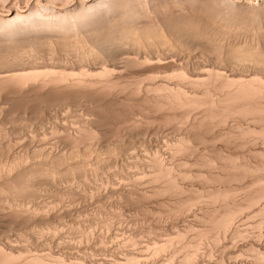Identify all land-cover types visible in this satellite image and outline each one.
<instances>
[{
  "label": "bare ground",
  "instance_id": "bare-ground-1",
  "mask_svg": "<svg viewBox=\"0 0 264 264\" xmlns=\"http://www.w3.org/2000/svg\"><path fill=\"white\" fill-rule=\"evenodd\" d=\"M70 1L75 2L73 7L68 6L69 0H29L26 4L28 7L24 5L25 1L23 2L22 0H0V3L2 2L0 5V102L3 98V102L0 104H6L0 105V157L6 158L5 160H0V197L7 191V189H5L7 185L8 190L10 189L13 193H24L25 188L31 185L30 182L33 183L32 181L34 179L43 177L44 180L46 178V180L52 179L54 181L57 174L62 169H65L64 171H85L86 169H94V167H109V170L111 169L114 173L112 176L115 178H113L116 180L119 177L118 174L123 170L125 171V169L134 168L138 171V168H142L141 170L143 171L144 167H146L147 170L149 168L151 170L150 180L161 183L154 192L159 194L164 192L165 194V192L167 193L169 191V193L173 192V194L175 193L174 195L177 196L175 197L176 200L174 199L175 202L170 205L166 204L168 206V211L180 216V213H185L187 210L191 209L194 204L200 201H208L207 204L210 203L200 218L203 222V226L197 229V231L195 230L196 234L193 239H188L185 233L181 231L178 232L175 229L177 232H175V240L178 245L174 244L176 242H174L175 237L170 239L173 233L169 237L170 241H165L168 243L170 242V244L173 242L175 247H179H171L174 249L171 259L177 255L175 254L176 251L179 252L178 250L181 249L183 255H181L182 257L178 264H192L196 260L195 258L198 250L200 252L199 248L202 240L210 239L214 243L220 242L222 234L224 236V232L230 230L229 227L232 226V222H234V219H236L240 213L244 212V210L246 211V209L250 210V208L262 201L264 202V149L255 148V150H247V152H234L232 150L233 152H231V149L227 148V150L230 151H227V153L225 152L226 147L223 144L225 143V145L230 147L229 144L232 143L234 146L235 143V147L238 146V149L239 146L243 148L245 145L249 143L253 144V142L256 141L258 142L261 140L262 143L264 142V45H259L260 43L261 45L264 44V3H259L258 5L257 2V4H253L252 0H244L247 1L244 3L241 1L242 5L240 2V5L238 3L237 5L231 0ZM14 2L16 5H14ZM242 13L245 14L242 15ZM245 21L248 22V25L251 24L255 26V30H252V36H254L255 39H253V42L251 39L249 43H247L246 40L245 44H243L244 39H242L243 41L241 44L240 42L238 43L239 40H236L239 37L237 32L239 29L244 30L243 28H247ZM247 30L248 29H246V31ZM243 38H245V36ZM200 43H202V45ZM192 44H200L196 46V50L198 49L197 51L199 52L201 48L203 50V48L206 47L203 52L206 51L207 53L208 51L214 54L215 58L217 59L218 57L222 62H224L223 59H225V61L227 59V61L242 62L241 64H244V60L247 59L255 61L260 65L262 71L253 74L243 73L242 75L237 73V75L233 71H227L226 67L224 70L213 68L214 66L202 69L200 68L201 64H203L201 58L204 56L202 51L203 54L200 52L203 55L202 57L200 55L201 58L198 59L199 56L197 57L199 52L195 55L197 57L195 59L201 62L200 65L198 61L195 60L194 62L198 64H194L191 58H189L191 57L190 51H194L195 49V45H193L194 49L189 50L190 47L192 48ZM188 50L190 55L188 53V55L186 54L185 56L184 53ZM130 53L134 55L132 56ZM220 53H224L225 55L223 54V56L225 57L223 58ZM182 55L185 56V60H183V63L180 62L177 64L179 58H184ZM187 57L190 59V62L186 59ZM153 61L158 65L156 67H159V64L164 65L166 63L167 66L169 65L167 68L168 71H170L169 67H171V71L167 72L166 70L167 73L164 75V79L150 83L145 86L146 88L142 84L143 88L146 90L144 92L141 86L144 79L142 80L141 77V79L138 80L140 78L138 77L136 80L137 76L135 75L136 78H133V76L129 80L128 78L130 77L126 76L125 72L133 66L135 68L136 66L144 67L145 63H147V65L150 63L149 65L151 66L152 63L155 64ZM202 61L204 62V59ZM205 64L206 63L201 67L204 68L205 66L206 68L207 64ZM234 67L236 66L234 65ZM162 71L164 72V70ZM150 73L152 75H148V79L151 78L150 80H154V78H157L153 72ZM34 98L40 101L39 103H35L39 105L42 104V106L40 105L41 107H37L38 105L35 107L32 106L31 108L30 106L28 107L27 104H30L29 101ZM14 104H26L27 106L23 105V107H21V105H19L20 107H17ZM83 104L85 105L83 108L84 110L81 111L83 107L81 105ZM104 104H115L110 107V109L114 110V113L112 112V122H114L113 128L107 125L111 121L107 122V118L105 117L106 114H103V109L106 107ZM144 111H157L162 114L161 117L163 119H161L166 122L165 125H167L168 122L176 123L177 125L178 123H181L180 125L186 123L183 126L184 128L186 126V133L182 131L185 134L181 135V137L179 136V139L177 138L178 140L173 142L172 145H170L171 147L169 146L170 150H166L169 152L167 154H170L174 160L175 157L184 155V157H186V154L190 153L191 156L194 155V159L197 157L192 161L190 166L196 164L200 167H206L209 169V172L204 173L198 171L194 174V172H182L178 169L179 173H176L174 164L172 165V162L169 164L170 162L166 161L168 158L165 159L162 155H158V153L154 154L152 157L150 156V159L146 160L143 158L146 160L145 162L144 160H140L141 157L139 159H134L133 155L136 153L135 150L137 148H139V151H142L140 148L143 149L144 146L145 150L147 149L146 145H144L147 143L144 142L146 138H144L145 127L143 126ZM28 112L30 113L28 114ZM193 112H195V116H193ZM150 115L152 116V114ZM190 115L193 116V118L190 119L191 121H189V117L191 118ZM233 118L239 121L236 120L237 122L235 123ZM246 119L251 120L253 124L251 121L249 122V120L245 122L247 124H244L242 120L246 121ZM228 120L234 121L232 122L233 124H229V126L227 125L228 123L225 124ZM112 122L110 124H113ZM248 123L250 124L248 125ZM176 124L174 125L177 126ZM223 124L227 125L228 128L225 129L224 127H220L224 128L223 131L218 128L220 131L216 130V132L218 131L217 133L215 132L213 136L210 135V131L213 134V131L217 129L216 127L222 126ZM230 125L233 126L231 127ZM107 127H111L112 129H108ZM207 133L209 134L207 136H211L210 141H218L221 142L222 145H219V143V147L215 146L218 142L215 143V145L212 144L214 147L209 149L210 151H203L205 153L199 151L200 153L198 152V155L196 153L198 151L196 147H199V142L202 144L205 141L207 142ZM156 135L158 136V134ZM162 139L165 138L162 137ZM196 143L198 146H196ZM222 146L225 147V150L221 148ZM146 151L145 154H148ZM141 154L144 153L142 152ZM196 154L197 156L195 157ZM122 155H124L125 158L121 157L122 159L120 160V156ZM29 156L40 158L39 160L42 161H39L37 164L38 159L36 158L37 162H35V164L30 163L31 161L28 162V160H31ZM91 156H96V158H92L96 159L94 162L93 160L91 161ZM143 156L144 155H142V157ZM178 160L180 163L183 161L182 159ZM184 161L186 162L188 160ZM176 162L178 161L176 160ZM185 162H183V164L181 163V166H183ZM189 163L187 165H189ZM58 167H61V169H57ZM188 170H190V167ZM76 174L78 175L77 172ZM192 176H194V178L199 177L198 179L210 185L203 188L201 187L203 190H199L198 187L196 189L193 188V193L188 194L190 193L188 190L192 188L184 186L179 180ZM122 177L120 176V178ZM55 181L54 183L49 181V184L52 183L54 185ZM58 181H60V179ZM75 182V185H77V181ZM2 184L6 185L2 187ZM131 184H133V182ZM149 185H151V183ZM58 187L59 186H55L53 190L55 192L58 191ZM30 189L28 191L32 190ZM60 189L62 190V188ZM239 189L240 191L243 189L244 192L241 191L240 194L243 197L241 196L240 199H236L235 193H237ZM112 191L110 192L112 193ZM150 194L152 195V193ZM63 195V192L59 193V196L62 198L64 197ZM9 196L11 195L9 194ZM88 196L90 197V195ZM141 196L144 197V194ZM7 197L5 196V198ZM238 197L240 196H237V198ZM4 200L9 203L8 199ZM14 200L16 201V199ZM27 204L28 203L25 204V201L24 203L17 202V204L11 202L9 203L8 210L4 212V215L8 218L9 222H22V220H25L23 222L24 224L33 225L30 229H33L37 235H42L46 231L45 228L40 226V228L36 227L35 224L38 221L50 220L53 217L56 219L57 216H52L48 208L44 206L38 207L32 206L34 204ZM101 206L103 207L102 204ZM132 206L134 207V205ZM203 207L205 208V206ZM58 210L60 209L58 208ZM259 211L262 214V219L259 217L260 221L257 226H261L264 222V205L259 208ZM260 212H258L259 216H261ZM51 225L53 224L51 223ZM28 226L29 225H27V227ZM78 227L76 230H78ZM110 229L113 230V228ZM242 231L243 230H234V237H243L244 232ZM4 232L6 233V231ZM118 233L117 231V234ZM17 234L20 236L22 231L17 232ZM3 239L4 241L0 239V264H64L63 262L66 261V255L63 253L56 254L50 249V251L32 252L30 251L31 249H28L26 246H20L14 243L10 236L6 235ZM40 239H42V237ZM154 246L156 247L153 253L157 255L165 249L167 243L160 245L154 244ZM92 247L93 246H91V249ZM88 248H90V246ZM253 249L254 247H252V250ZM71 251L74 252L73 250ZM254 251L256 252V250ZM121 255H118L119 258L116 257V259L100 258L97 264H140L142 258H146L134 252L125 253V256ZM253 255L260 262L264 261V251H258L257 249L256 255ZM148 258H146V260ZM234 259H236V257ZM87 261L84 259L83 261H78V263L75 262L73 264H86Z\"/></svg>",
  "mask_w": 264,
  "mask_h": 264
},
{
  "label": "rangeland",
  "instance_id": "rangeland-1",
  "mask_svg": "<svg viewBox=\"0 0 264 264\" xmlns=\"http://www.w3.org/2000/svg\"><path fill=\"white\" fill-rule=\"evenodd\" d=\"M24 2V5L27 4V1L29 0H22ZM89 1H92V0H89ZM232 2H235L236 4L240 2V4L242 5V2H247V1H244V0H231ZM242 1V2H241ZM253 1V4L258 2V5L259 3H264V0H252ZM263 1V2H262ZM234 3V4H235ZM2 4V2L0 3V5ZM237 4V5H238ZM239 4V5H240ZM255 4V5H256ZM14 5H16V3L14 2ZM75 5V2L74 1H70L69 0V4L68 6L69 7H73ZM26 7H28L26 5ZM245 14V13H244ZM242 13V15H244ZM245 25L247 28H243L244 30H241L239 29V31L237 32V34H239V37L236 39V40H239L238 43L240 42L242 44V39H244V42L243 44L246 43V40H247V43H249V41L251 40L253 42V39H255L253 35V31L255 30V26L254 25H251L249 24L248 25V22L245 21ZM252 27H251V26ZM254 26V28H253ZM250 27V28H249ZM246 29H248L246 31ZM253 30V31H252ZM242 31V32H241ZM245 31V33H244ZM252 31V32H251ZM240 32V33H239ZM251 32V34H250ZM242 33V34H241ZM241 34V35H240ZM245 38H243L244 36ZM238 36V35H236ZM248 36V37H247ZM241 37V38H240ZM250 37V39H249ZM240 38V39H239ZM232 39V38H231ZM250 41V42H251ZM227 42V41H226ZM202 45V43H200ZM199 44V45H200ZM227 44V43H226ZM193 45L194 48H193ZM199 45H196V44H192V48L190 47V49H194L191 50V60L193 61V63L195 64L196 62L195 61H198L199 65L201 64V62L203 64H201V66L204 65V63L207 64V67L204 68L200 66V68L202 69H207L209 66V68H211L212 66H214L213 68H217V69H221V70H224L225 67H226V70L231 72L233 71L234 73H238L239 75H242L243 73L247 74H253V73H256V72H260L262 71L261 68H260V65L258 63H256L255 61H252V60H244V64H241L242 62H232V61H225L222 62L221 59L219 60L218 57L217 59L215 58V55L208 52L206 53L203 52L205 50V48H201V51L204 53V56L196 50V46H199ZM260 46H263L264 44L261 45V43L259 44ZM201 47V46H200ZM204 47V46H203ZM198 48V47H197ZM189 50L184 53L185 56L186 54L190 55V52ZM200 50V49H199ZM193 51V52H192ZM195 51H197L195 54H193ZM199 52V54H197ZM211 55H209V54ZM132 54V56L134 55L133 53H130V55ZM193 54V55H192ZM197 54V57L198 59L201 58L203 56V58H201L202 60L204 59V62L201 60V62L198 60V59H195L197 58L195 55ZM222 54V53H220ZM224 54V53H223ZM222 54V57L224 58L225 56H223ZM201 55V57H200ZM225 55V54H224ZM47 56V55H46ZM45 56V57H46ZM184 56V55H182ZM185 56L183 59L179 58V60H177V64L182 62L183 63V60H185ZM193 56V57H192ZM212 58V59H211ZM189 62H190V59H188V57L186 58ZM181 60V61H180ZM186 60V61H187ZM179 61V62H178ZM75 62V61H74ZM155 63V61H153ZM221 62V63H220ZM232 62V63H231ZM196 63V64H198ZM210 63V64H209ZM215 63V64H214ZM225 63V64H224ZM150 63H145L144 64V67H137L136 68L133 66L131 69H129L128 71L126 70L125 74L126 76H129L130 78H128L129 80L131 79V77L133 78H136V80L138 79V77H140L138 80L141 79L142 77V80L144 79V81H142L143 83H141V86L143 88V85L144 87L146 85H149L150 83H153V82H158L162 79H164V75H166L167 72H170L171 71V67H169L170 71H168V66L167 64L163 65V64H159V67H156L158 66L156 63L155 64H151V66L149 65ZM192 64V62H191ZM205 64V65H206ZM163 67L166 66V67ZM216 65V66H215ZM218 65V67H217ZM234 65L236 67H234ZM224 68H223V67ZM231 66V67H230ZM246 66V67H245ZM220 67V68H219ZM142 68V69H141ZM150 68V69H149ZM240 68V69H239ZM158 71H157V70ZM164 70V72L162 70ZM230 69V70H229ZM233 69V70H232ZM264 69V67H263ZM144 70V71H143ZM161 70V71H160ZM167 70V72H166ZM238 70V71H237ZM246 70V71H245ZM134 71V72H132ZM160 71V72H159ZM248 71V72H247ZM148 72V74H147ZM150 72H153V74H155L157 76V78H154V80H150L148 79V75H152ZM129 75H128V74ZM141 75H139V74ZM241 73V74H240ZM124 74V76H125ZM133 74V75H132ZM143 74H144V77H143ZM147 74V75H146ZM237 74V75H238ZM248 74V75H249ZM136 75V76H135ZM160 76V77H159ZM123 77V76H122ZM124 78V77H123ZM127 78V77H126ZM132 78V80H133ZM160 78V79H159ZM147 79V80H146ZM150 82H149V81ZM152 81V82H151ZM145 83V84H144ZM143 84V85H142ZM146 88V87H145ZM144 89V92L146 91ZM1 98V97H0ZM34 100V102H33ZM31 100L33 103H39L40 101L38 99H33ZM29 101L30 104H27L28 107L30 106V108L33 106H37V107H41L42 104H34L32 105L33 103ZM1 102H3V98L1 100ZM0 102V103H1ZM0 105H6L4 103L0 104ZM16 105L17 107H20L19 105H21V107H23V105L25 106L26 104H14ZM26 105V106H27ZM80 105V104H79ZM110 105V106H109ZM115 104H104V109H103V114L105 113L106 114V118H107V122L108 121H111L112 122V118H113V114L112 112L114 110L110 109L111 106H114ZM83 106L82 107V110L83 111L84 109V104L81 105ZM80 107V106H79ZM107 109V111H106ZM31 112V110H30ZM28 112V114L30 113ZM109 112V113H108ZM157 111H144V116H143V119H144V124L143 127L144 128V142L146 144V147H147V151L145 150V146L142 148H140V150L142 151H139V148H137L135 150V152L138 154H134L133 157L134 159H139L140 157V160H144V162L147 160V159H150L149 157L153 156L154 154L158 153V155H162L163 158L167 159L166 160L167 162H170L169 164H171L172 162V165L174 164V167H175V172L176 173H179V171H188V172H194V174H196L198 171H202L204 173H208L209 172V169H207L206 167H200L198 165H195L194 166H190L192 164V161H194L197 157V154L198 152H202V153H205L203 151H210L209 149H212L215 145V143L217 142H212L210 141L211 140V136H213L216 132V130H218V128L220 127H224L225 129L228 128L229 124H233L232 122L234 121H231V120H228L225 124L227 125H220V126H217L212 134V132L210 131V137L207 136L209 135L208 133L206 134V136L208 137V140L207 142H203L200 143L199 142V147H196V150L198 149V151L196 152L197 154L195 155V159H194V155L195 153H193L191 156V154H186V157L184 156H178V157H175L174 160L176 159L178 162H176V160L174 161L172 159V157L170 156V154H167L169 153L168 151L170 150L169 146L172 145L173 142H176L178 139H179V136L181 137V135H184L186 133V126L185 128L183 127L186 123H183L184 125H180L178 123V125L176 123H167L165 121H163L160 113H156ZM161 112V111H160ZM114 113V112H113ZM128 113V112H127ZM155 113V114H154ZM195 112H193L192 114H194ZM152 114V116L150 115ZM108 115V116H107ZM146 116V117H145ZM154 116V117H153ZM157 116V117H156ZM191 118L189 117V121H191L190 119L193 118V116H195V114L192 116L190 115ZM110 118V119H108ZM162 118V119H161ZM1 119V118H0ZM152 120V121H151ZM160 120V121H159ZM233 120H235V123L239 120H237L236 118H233ZM237 120V121H236ZM247 120L249 119H246L245 120H242V122H244V124H247L245 122H248ZM231 121V122H230ZM251 120H249L250 122ZM110 122V123H111ZM107 124L108 126H112V128L114 127V122H112L113 124ZM146 123V124H145ZM149 123V124H148ZM153 123V124H152ZM234 123V124H235ZM252 123V121H251ZM157 124V126H156ZM170 124V125H168ZM174 124H176L177 126H175ZM250 123H248L249 125ZM253 124V123H252ZM148 125V126H147ZM154 127H153V126ZM161 125V126H160ZM174 125V126H173ZM165 126V127H164ZM168 126V127H167ZM172 126V127H171ZM226 126V127H225ZM231 126V125H230ZM233 126V125H232ZM231 126V127H232ZM158 127V128H157ZM174 127V128H173ZM180 127V128H178ZM108 129H112L111 127H107ZM149 128V129H148ZM155 128V129H154ZM224 128H220V130ZM160 129V130H159ZM182 129V130H181ZM151 132H150V131ZM155 130V131H153ZM166 130V131H165ZM218 130V131H220ZM30 131V130H28ZM149 131V132H147ZM184 131V132H182ZM217 131V132H218ZM178 132V133H177ZM216 132V133H217ZM146 133V134H145ZM162 133V134H161ZM152 134V136H151ZM158 134V136L156 135ZM168 134V135H167ZM161 137H160V136ZM167 135V136H165ZM175 135H176V138H175ZM148 136V137H147ZM150 136V137H149ZM152 137V138H151ZM156 137V138H155ZM165 138V139H162ZM206 137V138H207ZM178 138V139H177ZM210 138V139H209ZM150 139V140H148ZM172 139V140H170ZM156 142H155V141ZM164 140V141H163ZM174 140V141H173ZM149 141V142H148ZM220 141V140H219ZM164 142V143H163ZM261 142V143H260ZM170 143V144H169ZM220 143V144H219ZM255 143V144H254ZM264 143V142H263ZM262 143V141H256V142H253L252 143H249L247 145H245V147L241 148V146H239V148L237 149L238 146L235 147V143H234V146L232 144H229L230 147L228 145H225L224 146L226 147V150H225V147L222 146L221 148H224L223 150H225V152L229 151L227 150L228 149H231L230 151L231 152H242V151H250V150H255L256 149H264V144ZM156 144V145H154ZM165 144V145H164ZM197 144V143H196ZM210 144V145H209ZM213 144V145H212ZM222 145L221 142H218L215 146L219 147V145ZM158 145V146H157ZM162 145V146H161ZM207 145V146H205ZM212 145V146H211ZM237 145V144H236ZM259 145V146H258ZM261 145V146H260ZM161 146V147H159ZM198 146V144L196 145ZM228 146V147H227ZM153 147V148H152ZM157 147V148H156ZM171 147V146H170ZM202 147V149H201ZM260 147V148H259ZM168 148V149H167ZM207 148V149H206ZM235 148V149H234ZM248 148V149H247ZM252 148V149H251ZM158 149V150H156ZM205 149V150H204ZM241 151H240V150ZM145 150L146 153L148 154H145ZM163 150V151H162ZM168 150V151H166ZM233 150V151H232ZM139 151V152H138ZM153 151V152H152ZM157 151V152H155ZM160 151V152H159ZM229 151V152H230ZM144 153V154H141V153ZM155 152V153H154ZM195 152V151H194ZM199 152V153H200ZM166 153V154H165ZM228 153V152H227ZM141 155V156H139ZM142 155H146L145 157ZM190 155V156H188ZM199 155V154H198ZM124 155L120 156V160L122 158H125V156L123 157ZM136 156V157H135ZM165 156V157H164ZM122 157V158H121ZM138 157V158H137ZM170 157V158H169ZM180 157V158H179ZM183 157V158H181ZM29 158L31 160H28V162L30 163H33L35 164V162H37V159L32 157V156H29ZM33 158V159H32ZM92 158H96V156H91V161L93 160V162L96 160V159H92ZM145 158V159H143ZM5 160L6 158L4 157H0V160ZM40 159V158H39ZM38 159V162L37 164L39 163V161H42V160H39ZM90 159V158H89ZM178 159H182L181 163L183 164V162H185L184 160H188L184 163L183 166H181L182 164L180 163V161ZM34 160V162H33ZM172 160V161H171ZM191 161V162H190ZM189 165H187L188 163ZM2 163V162H1ZM176 163V165H175ZM180 165H179V164ZM24 166V165H23ZM180 166V167H178ZM198 166V167H197ZM190 167V170H188ZM192 167V168H191ZM200 167V168H199ZM106 168V169H105ZM57 169H61V167H58ZM56 169V170H57ZM140 169V171H139ZM142 168H138V171L134 168H131V169H125L124 173L123 171L120 172L118 174V179H114L115 177L112 176L114 175L113 171L110 169L109 170V167H94L91 168L89 171L86 169L85 171L84 170H75V171H69V170H66L64 171L65 169H62L60 170V172L57 174V177H56V181H55V184L53 185L51 182L54 183V181L52 179H47L44 178H36L34 179L29 185L28 187L25 188V191L24 193H13L10 189L8 190V185L5 189H7V191L5 192V194H3V196H1L0 198V239H2L4 241L3 238L7 236H10L12 238V240L14 241V243L18 244V245H22V246H26L28 249H31L30 251L32 252H41V251H50L52 250L54 253H59V254H65V262H63L64 264H73V263H78V261H83L85 259L86 264H97L98 261H100V258H106V259H116L119 258L118 255H122L123 256L125 253H130V252H134L136 254H138L139 256L143 257L145 256L146 258H148L146 260V258H142L141 260V263L140 264H178L179 263V260L181 259V255L183 251L178 250L179 252L176 251L175 254V257L173 259H171V256L173 254V251L174 249L173 248H179V247H175L174 244H177V241L175 240L176 239V230L179 232H183L185 233V235L187 236L188 239H193L195 234H196V231L197 229H200L202 228L203 226V222L202 220L200 219L201 216L203 215V213L205 212L206 208L208 207V205L210 204H207L208 201L204 202V201H200L196 204H194L191 209L187 210L185 213H180V216L177 214L175 215V213H172L170 211H168V205L172 204L175 199V197H177L176 195L173 194V192L169 193V191L165 194L164 192H162L161 194L157 193V192H154L159 184L161 185L160 182H154V181H151L150 180V173H151V170L146 167H144V170L142 171L141 170ZM179 169V171H178ZM181 169V170H180ZM194 169V170H193ZM199 169V170H198ZM134 170V171H133ZM150 170V171H149ZM59 171V170H57ZM84 171V172H83ZM88 171V172H87ZM101 171V172H100ZM142 171V172H141ZM145 171V172H144ZM65 172V173H63ZM76 172L78 173V175L76 174ZM83 172V173H81ZM86 172V173H85ZM95 172V173H94ZM129 172V173H128ZM140 172V173H139ZM92 173V174H91ZM61 177H60V175ZM66 174V175H65ZM94 174V175H93ZM127 176H125V175ZM141 174V175H140ZM59 175V176H58ZM77 175V176H76ZM82 175V177H81ZM105 175V176H104ZM134 175V176H133ZM65 176V177H64ZM70 178H69V177ZM75 176V177H74ZM94 176V177H93ZM120 176L122 178H120ZM59 177V178H58ZM65 179H64V178ZM85 177V178H84ZM114 177V178H113ZM134 177V178H132ZM193 177V178H192ZM192 177H188V178H184V179H180L179 181L186 187H189V188H192L190 190H188L190 193L188 194H192L193 193V190L196 189L198 187L199 190H203L202 188L203 187H206L207 185L209 186L210 184H207L205 183L203 180L201 179H198V178H194V176ZM197 177V176H195ZM68 178V179H67ZM98 178V179H97ZM145 178V179H144ZM60 179V181H58ZM67 179V180H66ZM77 179V180H76ZM89 179V180H87ZM120 179V181H119ZM122 179V180H121ZM148 179V180H147ZM198 179V180H197ZM37 180V182H36ZM86 180V181H85ZM136 180V181H135ZM141 180V181H139ZM263 180H264V177H263ZM49 181H51L49 184ZM62 181V182H61ZM77 181V185L76 182ZM108 181V182H107ZM138 181V182H137ZM143 181V182H142ZM147 181V182H146ZM184 181V182H183ZM194 181V182H193ZM40 182V183H39ZM42 182V184H41ZM68 182V184H67ZM81 182V183H80ZM88 182V183H87ZM130 182V183H129ZM133 182V184H131ZM196 182V183H195ZM102 183V184H100ZM151 183V185H149ZM186 183V184H185ZM205 183V184H204ZM247 183V182H246ZM4 184V183H3ZM2 184V187L5 186ZM36 184V185H35ZM38 184V185H37ZM42 186H41V185ZM46 184V185H45ZM137 184V185H136ZM145 184V185H144ZM154 184V185H153ZM199 184V185H198ZM63 185V186H62ZM73 185V186H72ZM93 185V186H92ZM126 185V186H125ZM129 185V186H128ZM141 185V186H140ZM193 185V187H192ZM45 188H44V187ZM55 186H59L58 187V191H54L53 189L55 188ZM61 186V187H60ZM68 186V187H67ZM75 186V187H74ZM83 186V188H82ZM90 186V187H89ZM96 186V187H95ZM106 186V187H105ZM111 186V187H110ZM122 186V187H121ZM39 187V188H38ZM71 187V188H70ZM77 187V188H76ZM126 187V188H125ZM154 187V188H153ZM202 187V188H201ZM27 188H31L30 190L31 191H28L29 189ZM36 188V190H35ZM62 188V190L60 189ZM64 188V189H63ZM90 188V189H89ZM145 188V189H144ZM187 188V189H189ZM194 188V189H193ZM79 189V190H78ZM101 189V190H100ZM103 189V190H102ZM124 189V190H123ZM128 189V190H127ZM135 189V190H134ZM4 190V189H3ZM34 190V191H33ZM113 190V191H112ZM116 190V191H115ZM28 191V192H27ZM39 191V193H38ZM74 191V192H73ZM97 191V193H96ZM112 191V193L110 192ZM116 193H115V192ZM119 191V192H118ZM123 191V192H122ZM134 191V192H133ZM239 191V192H238ZM237 191V193H235V198L236 199H240L242 195L241 194V191H243V189L240 191V189ZM43 192V193H41ZM55 192V193H54ZM63 192V198L61 196H59V193H62ZM87 192V193H86ZM97 194H95V193ZM137 192V193H136ZM142 192V193H141ZM236 192V191H235ZM244 192V191H243ZM12 193V194H11ZM32 193H35V194H32ZM41 193V194H40ZM58 193V194H56ZM89 193V194H88ZM100 193V194H99ZM103 193V194H102ZM115 193V194H114ZM152 193V195L150 194ZM7 194H8V197H7ZM9 194L12 196H9ZM17 194V196H16ZM55 194V195H54ZM121 194V195H120ZM125 194V195H124ZM136 194V195H135ZM144 194V197L141 196ZM150 196H149V195ZM170 194V195H168ZM243 194V193H242ZM7 198H5V196ZM32 195V196H31ZM70 195V196H69ZM90 195V197L88 196ZM100 195V196H98ZM118 195V197H117ZM128 195V196H127ZM132 195V196H131ZM166 195V196H165ZM21 196V197H19ZM35 196V197H34ZM46 196V197H45ZM159 196V197H158ZM237 196H240L237 198ZM10 197V198H9ZM14 197V198H13ZM32 199H31V198ZM39 197V198H38ZM61 197V198H59ZM96 197V198H95ZM103 197V198H102ZM113 197V198H112ZM116 197V198H115ZM124 197V198H123ZM167 197V198H166ZM243 197V196H242ZM12 198V199H11ZM68 198V199H67ZM72 198V199H71ZM79 198V199H77ZM107 198V199H106ZM127 198V199H126ZM139 198V199H138ZM171 198V199H170ZM4 199H8L9 203H15L17 204L18 203H24L25 201V204L28 203L27 205H32V206H44L45 208H48L50 214H52V216H57L56 219L51 218L50 220H46V221H38L35 225L36 227H44L45 228V232L42 234V235H37L33 229H30V224H24L23 222L25 220H22V222H18V221H13V222H9L8 221V218L4 215V212L8 210V207H9V203L8 202H5ZM16 199V201L14 200ZM22 199H23V202H22ZM39 199V200H38ZM49 199V200H48ZM4 200V201H3ZM55 200V201H54ZM71 200V201H70ZM92 200V201H91ZM108 200V201H107ZM113 202H112V201ZM166 200V201H165ZM176 200V199H175ZM36 201V202H35ZM98 201V202H97ZM121 201V202H120ZM137 201V202H136ZM155 201V203H154ZM158 201V202H157ZM164 203H163V202ZM4 202V203H3ZM116 205H115V203ZM123 202V203H122ZM142 202V203H141ZM38 203V204H37ZM44 203V204H43ZM51 203V204H50ZM67 203V204H65ZM75 203V204H74ZM92 203V204H91ZM107 203V204H106ZM201 203H204V204H201ZM261 203V204H260ZM258 203L257 205H255L254 207L250 208V210L246 209V211L244 210V212L240 213L239 216H237L236 219H234V222H232V226L229 227L230 230H227L224 232V236L222 234L221 236V240L220 242L218 243H214L212 242L210 239H206V240H202V243H201V246H200V252L198 250V253H197V256H196V260L194 261V263L192 264H264V261H259L256 259V257L253 255L257 253V249L258 251H264V222L262 223L261 226H257L259 221H260V218L262 219V214L261 212L259 211V208L264 205V202H260ZM6 204V205H5ZM37 204V205H36ZM42 204V205H41ZM83 204V205H82ZM86 204V205H85ZM101 204L103 205V207L101 206ZM114 204V206H113ZM118 204V206H117ZM122 204V205H121ZM138 204V205H137ZM4 205V206H3ZM8 205V206H7ZM54 205V206H53ZM57 205V206H56ZM75 205V206H74ZM94 205V206H93ZM112 205V206H111ZM128 205V206H127ZM134 205V207L132 206ZM145 205V206H144ZM200 205V206H199ZM7 206V207H6ZM105 206V207H104ZM166 206V207H165ZM205 206V208L203 207ZM260 206V207H259ZM5 207V208H4ZM52 207V208H51ZM62 207V208H61ZM67 207V208H66ZM87 207V208H86ZM98 209H97V208ZM110 209H109V208ZM121 207V208H120ZM4 210H3V209ZM54 208V209H53ZM58 208L60 210H58ZM90 208V209H89ZM116 208V209H115ZM119 208V209H118ZM139 208V209H138ZM143 208V209H142ZM200 208V209H199ZM255 208V209H254ZM69 211H67V210ZM96 209V210H95ZM133 209V210H132ZM137 209V210H136ZM165 209V210H164ZM253 209V210H252ZM257 209V210H256ZM84 210V211H82ZM107 210V211H106ZM113 210V211H111ZM192 210V211H191ZM201 210V211H200ZM2 211V212H1ZM55 211V212H53ZM60 211V212H58ZM64 211V212H63ZM76 211V212H75ZM98 211V213H97ZM164 211V212H163ZM189 211V212H188ZM194 211V212H193ZM78 212V213H77ZM87 212V213H86ZM109 212V213H108ZM160 212V213H159ZM246 212V213H245ZM248 212V213H247ZM261 214V216H259V213ZM62 213V214H61ZM65 213V214H64ZM83 213V214H82ZM92 213V214H90ZM101 213V214H100ZM114 213V214H113ZM154 213V214H153ZM166 213V214H165ZM189 213V215H188ZM56 214H60V215H56ZM112 214V215H111ZM129 214V215H128ZM150 214V215H149ZM165 214V215H164ZM182 214V215H181ZM242 214V215H241ZM258 214V216H257ZM85 215V216H84ZM91 215V216H90ZM100 215V216H99ZM110 215V216H109ZM120 215V216H119ZM174 215V216H173ZM187 215V216H186ZM194 215V216H193ZM247 217H246V216ZM51 216V217H52ZM105 216V217H104ZM138 216H141V217H138ZM159 218H158V217ZM166 218H164V217ZM170 216V218H169ZM255 216V217H254ZM85 217V218H84ZM90 217V218H89ZM99 217V218H97ZM101 217V218H100ZM104 217V218H103ZM196 217V218H195ZM245 217V218H243ZM258 217V218H257ZM80 218V219H79ZM115 218V219H113ZM158 220H156V219ZM176 218V219H175ZM180 218V219H179ZM182 218V219H181ZM252 220H250V219ZM69 219V220H68ZM75 219V220H74ZM85 219V220H84ZM118 219V220H117ZM148 219V220H147ZM165 219V220H164ZM175 219V220H174ZM188 219V220H187ZM242 219V220H240ZM254 219V220H253ZM259 219V220H258ZM62 220V222H61ZM65 222H64V221ZM72 220V222H71ZM91 220V221H90ZM250 220V221H249ZM5 221V222H4ZM48 221V222H47ZM51 221V222H50ZM56 221V222H55ZM89 221V222H88ZM114 221V222H113ZM150 221V222H149ZM174 221V222H173ZM177 221V222H176ZM182 221V222H181ZM200 221V222H199ZM241 221V222H240ZM253 221V222H252ZM54 222V223H53ZM59 222V223H58ZM76 222V223H75ZM78 222V223H77ZM86 222V223H84ZM106 222V223H105ZM110 222V223H109ZM116 222V223H115ZM123 222V223H122ZM136 222V223H135ZM143 222V223H142ZM171 222V223H170ZM184 222V223H183ZM237 222V223H236ZM248 222V224H247ZM255 222V223H254ZM21 223V224H20ZM51 223L53 225H51ZM67 223V224H66ZM96 223V224H95ZM103 223V225H102ZM109 223V224H108ZM175 223V224H174ZM178 223V224H177ZM181 223V224H180ZM199 223V224H198ZM236 223V224H235ZM9 224V225H8ZM55 224V225H54ZM58 224V225H57ZM72 224V225H71ZM84 224V225H83ZM101 224V225H100ZM111 224V225H110ZM129 224V225H127ZM131 224V225H130ZM140 224V225H139ZM146 224V225H145ZM148 224V225H147ZM170 224V225H169ZM180 224V225H179ZM187 224V225H186ZM196 224V225H195ZM27 225H29L27 227ZM47 225V226H46ZM91 225V226H90ZM116 225V226H115ZM122 225V226H121ZM144 225V226H143ZM162 225V226H161ZM169 225V226H168ZM185 225V226H184ZM199 225V226H198ZM239 227H237V226ZM250 225V227H249ZM15 226V227H14ZM22 226V227H21ZM58 226V227H57ZM70 228H69V227ZM80 226V227H78ZM94 226V227H93ZM98 226V227H97ZM109 226V227H108ZM124 226V227H123ZM140 226V227H139ZM178 226V227H177ZM235 226V227H234ZM28 230H27V228ZM39 227V228H40ZM78 227V230H76ZM88 227V228H87ZM91 227V228H90ZM103 227V228H102ZM105 227V228H104ZM147 227V228H146ZM152 227V228H151ZM159 227V228H158ZM171 227V228H170ZM188 227V228H187ZM254 227V228H253ZM259 227V228H258ZM261 227V229H260ZM7 228V229H6ZM9 228V229H8ZM13 228V229H11ZM18 228V230H17ZM57 228V229H56ZM63 228V229H62ZM85 228V229H84ZM110 228H113L110 229ZM127 228V229H126ZM130 228V229H129ZM244 228V229H243ZM247 228V229H246ZM252 230H250V229ZM257 228V229H255ZM73 229V230H72ZM82 229V230H81ZM107 229V230H106ZM123 229V230H122ZM140 229V230H139ZM142 229V230H141ZM144 229V230H143ZM176 229V230H175ZM191 229V230H190ZM194 229V230H192ZM8 230V231H7ZM31 230V231H30ZM60 230V231H59ZM71 230V231H70ZM91 230V231H90ZM98 232H97V231ZM116 230V231H115ZM130 230V231H129ZM154 230H157V231H154ZM174 232H173V231ZM196 230V231H195ZM233 232H232V231ZM234 230H243L242 232H244V236L243 237H234ZM245 230V231H244ZM256 230V231H255ZM6 231V233L4 232ZM22 231V234L20 236H18L17 232H21ZM27 231V232H25ZM56 231V232H55ZM69 231V232H68ZM108 231V232H107ZM117 231L119 232L117 234ZM167 231V232H166ZM188 231V232H187ZM254 231V232H253ZM260 231V232H259ZM50 232V233H49ZM74 232V233H73ZM88 232V233H87ZM171 232V233H170ZM176 232V233H175ZM258 232V233H257ZM262 232V233H261ZM14 233V234H13ZM26 233V234H25ZM48 233V234H47ZM52 233V235H51ZM66 233V234H65ZM70 233V234H69ZM72 233V234H71ZM82 233V234H81ZM122 233V234H121ZM127 233V234H126ZM156 233V234H155ZM163 233V234H162ZM173 233V235H172ZM251 233V234H250ZM253 233V235H252ZM256 233V234H255ZM4 234V235H3ZM17 234V235H16ZM33 234V235H32ZM45 234V235H44ZM58 234V235H57ZM77 234V235H76ZM81 234V235H80ZM91 234V235H90ZM95 234V235H94ZM103 234V235H102ZM105 234V235H104ZM108 234V235H106ZM113 234V235H112ZM137 234V235H136ZM170 234V235H169ZM69 235V236H68ZM121 235V236H120ZM164 235V236H163ZM166 235V236H165ZM172 235V236H171ZM175 235V236H174ZM247 235V236H246ZM255 235V236H254ZM2 236V237H1ZM17 236V237H16ZM35 236V237H34ZM38 236V237H37ZM44 236V237H43ZM51 236V237H50ZM55 236V237H54ZM60 236V237H59ZM78 236V237H77ZM82 236V237H81ZM94 236V237H93ZM97 236H100V237H97ZM137 236V237H136ZM149 236V237H148ZM171 236V237H170ZM231 236V237H230ZM250 236V237H249ZM19 237V238H18ZM42 237V239H40ZM93 237V238H92ZM107 237V238H106ZM111 237V238H110ZM162 237V238H161ZM169 237L170 239L175 237L174 238V244L172 242V244H170V242H165V241H168L169 240ZM190 237V238H189ZM253 237V238H252ZM257 237V238H255ZM261 237V238H260ZM35 238V239H34ZM49 238V239H48ZM53 238V239H52ZM88 238V239H86ZM97 238V239H95ZM101 238V239H100ZM110 240H109V239ZM156 238V239H155ZM159 238V239H157ZM239 238H242V239H239ZM250 238V239H249ZM37 239V240H36ZM64 239V240H63ZM74 239V240H73ZM82 239V240H81ZM134 241H133V240ZM161 239V240H160ZM230 239V240H229ZM246 239V240H245ZM258 239V240H256ZM263 239V240H262ZM31 240V241H30ZM43 240V241H42ZM71 240V241H70ZM79 240V241H78ZM100 240V241H99ZM103 240V241H102ZM151 240V241H150ZM42 241V242H41ZM96 241V242H95ZM98 241V243H97ZM102 241V242H101ZM109 241V242H108ZM112 241V242H110ZM130 241V242H128ZM170 241V240H169ZM211 241V242H210ZM231 241V242H230ZM240 241V242H239ZM242 241V242H241ZM257 241V242H256ZM259 241V243H258ZM262 241V242H261ZM71 242V243H70ZM101 242V243H100ZM106 242V243H105ZM117 242V243H116ZM122 242V243H121ZM233 242V243H232ZM36 243V244H35ZM48 243V244H47ZM57 243V244H56ZM61 243V244H60ZM73 243V244H72ZM84 243V244H83ZM88 243V244H87ZM167 243V246L165 247L164 250H162L160 253H158L157 255L153 253V250L156 246H154V244H165ZM214 243V244H213ZM220 243V244H219ZM239 243V244H238ZM256 243V244H255ZM258 243V244H257ZM76 244V245H75ZM91 244V245H90ZM108 244V245H107ZM148 244H149V247H148ZM151 244V245H150ZM216 244V245H215ZM226 244V245H225ZM252 244V245H251ZM254 244V245H253ZM262 244V245H260ZM60 245V246H59ZM70 245V246H69ZM72 245V246H71ZM111 245V246H110ZM114 245V246H113ZM170 245V246H168ZM178 245V244H177ZM176 245V246H177ZM208 245V246H207ZM210 245V246H209ZM244 245V246H243ZM46 246V248H45ZM63 248H62V247ZM66 246V247H65ZM90 246V248H88ZM91 246L92 249H91ZM113 246V247H112ZM242 246V247H241ZM250 246V247H249ZM263 246V247H262ZM39 247V248H38ZM142 247V248H141ZM169 249H168V248ZM173 247V248H171ZM205 247V248H204ZM230 249H229V248ZM252 247H254V249L252 250ZM262 247V248H261ZM74 248V249H73ZM84 248V249H83ZM107 248V249H106ZM121 248V249H120ZM124 248V249H123ZM135 248V249H134ZM223 248V250H222ZM227 248V250H226ZM233 248V249H232ZM36 249V250H35ZM50 249V250H49ZM83 249V250H82ZM90 249V250H89ZM147 249V250H146ZM212 251H211V250ZM220 249V250H219ZM245 249V250H244ZM71 250H73L74 252H72ZM100 250V252H99ZM118 250V251H117ZM208 250V251H207ZM244 250V251H243ZM256 250V252L254 251ZM69 251V252H67ZM78 251V252H77ZM81 251V252H80ZM110 251V252H109ZM169 251V252H168ZM181 251V252H180ZM67 252V253H66ZM106 252V253H105ZM165 252V253H164ZM202 252V253H201ZM211 252V253H210ZM248 252V253H247ZM77 253V254H76ZM84 253V255H83ZM96 253V254H95ZM108 253V254H107ZM146 253V254H145ZM210 255H209V254ZM247 253V254H246ZM253 253V254H251ZM82 256H81V255ZM113 254V255H112ZM118 254V255H117ZM152 254V255H150ZM164 254V255H162ZM167 254V255H166ZM204 254V255H203ZM207 254H208V257H207ZM217 254V255H216ZM69 257H68V256ZM150 255V256H149ZM223 255V256H222ZM227 255V256H226ZM238 255V256H237ZM251 255V256H250ZM125 256V255H124ZM204 256V257H203ZM210 256V257H209ZM226 256V257H225ZM68 257V258H67ZM87 257V258H86ZM97 257V258H96ZM162 259H161V258ZM236 257V259H234ZM92 258V259H91ZM121 258V257H120ZM157 258V259H156ZM167 258V259H166ZM200 258V259H199ZM227 258V259H226ZM246 258V259H245ZM254 258V259H253ZM155 259V260H154ZM160 259V260H159ZM216 259V260H215ZM245 259V261H244ZM96 260V261H94ZM103 260V259H102ZM147 262H146V261ZM162 260V261H161ZM201 260V261H200ZM211 260V261H210ZM229 262H228V261ZM249 260V262H248ZM91 261V262H89ZM156 261V262H155ZM200 261V262H199ZM218 261V262H217ZM225 261V262H224ZM258 261V262H257ZM95 262V263H93ZM143 262V263H142ZM150 262V263H149ZM244 262V263H243Z\"/></svg>",
  "mask_w": 264,
  "mask_h": 264
}]
</instances>
